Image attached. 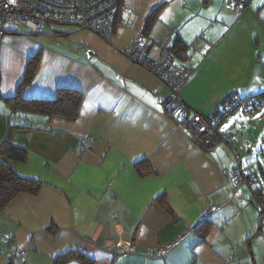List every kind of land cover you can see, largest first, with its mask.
Instances as JSON below:
<instances>
[{
    "label": "crops",
    "instance_id": "0c3cea01",
    "mask_svg": "<svg viewBox=\"0 0 264 264\" xmlns=\"http://www.w3.org/2000/svg\"><path fill=\"white\" fill-rule=\"evenodd\" d=\"M167 3L150 4L148 13L159 4L161 9L146 35L155 42L177 35L187 45L194 68L180 96L189 113L208 115L228 96L264 92V36L260 46L256 32L238 30L241 16L231 24L216 20L205 35L189 14H164ZM122 4L123 20L108 40L75 28L66 30L68 40L50 43L14 32L3 37L0 143L9 123L27 124L30 128L12 132L11 142L28 149L26 161L14 167L18 175L42 185L37 194H20L0 210V264H55L58 256L72 251L85 253L93 264H258V254L264 255V211L260 225L257 209L259 195L264 209L263 185H253L251 172L236 171L220 145V126L205 135L203 148L185 124L167 114L163 100L168 88L119 51L144 26ZM244 15L261 23L252 10ZM52 32V37L64 36ZM36 53L35 75L20 95L50 99L59 86L77 89L83 97L75 119L10 113L6 101ZM85 136L93 138L88 148L81 147ZM230 149L237 161V151ZM141 161L151 174L146 169L143 176L137 173L135 164ZM259 171L264 178V169ZM243 176L252 183L237 185ZM209 206L211 226L203 233L199 227ZM109 240L111 245L131 241L138 252L123 257L106 249ZM167 243L173 247L165 259L142 253ZM21 249L26 251L22 260L13 255ZM60 264L83 263L75 257Z\"/></svg>",
    "mask_w": 264,
    "mask_h": 264
},
{
    "label": "built area",
    "instance_id": "2783aa9c",
    "mask_svg": "<svg viewBox=\"0 0 264 264\" xmlns=\"http://www.w3.org/2000/svg\"><path fill=\"white\" fill-rule=\"evenodd\" d=\"M250 0H228L230 5L241 8ZM125 11L122 0H0V48L3 37L11 32L28 36L40 35L44 26L52 27L55 34L66 36L63 32L66 27L78 30H87L104 40H108L115 31V25L123 20ZM23 26V29H19ZM60 27H62L60 29ZM174 38L155 42L148 37L143 30L137 32L134 40L119 51L127 59L156 76L165 85L169 94L181 114L186 117L185 125L191 130L193 139L198 145H202L201 135H210L216 132L222 121L236 109L251 119L255 111L264 103V99L257 101L256 96L239 97L234 94L230 103H219L214 111L208 115L194 112L189 113L180 96L181 88L187 83L194 65L189 58L176 60L173 50ZM256 126V123L253 122ZM93 138L85 136L81 140V147L91 146ZM238 159V156H236ZM238 161V160H237ZM239 165V162H237ZM251 184L248 176L241 177L237 185ZM209 206L203 211V218H208L212 213ZM107 250L117 252L123 257L138 252L131 241L120 240L111 245L110 240L105 245ZM173 247V243H167L156 248L153 252H142L144 255L166 258L167 252ZM26 251L16 250L15 258L22 260ZM264 262V255L262 256Z\"/></svg>",
    "mask_w": 264,
    "mask_h": 264
},
{
    "label": "trees",
    "instance_id": "16d2710c",
    "mask_svg": "<svg viewBox=\"0 0 264 264\" xmlns=\"http://www.w3.org/2000/svg\"><path fill=\"white\" fill-rule=\"evenodd\" d=\"M247 4L241 8H235L242 11ZM126 7V5H125ZM161 9V4L156 5L153 7L147 16L144 19V26L143 32L145 34L148 30H150L151 26L153 25L154 20L158 17V12ZM238 11V10H237ZM118 25V23L115 25ZM66 28H73V27H66ZM63 29V32L67 33L66 29ZM68 35V34H66ZM174 45L173 50L175 52V56H179L181 58H187L186 51L187 45L182 42L180 37L175 35L174 37ZM39 62V54L36 53L33 56H30L26 61V66L24 70L23 77L20 83L17 85L15 95L11 98H8L6 104L9 106V110L11 114L17 115H33V114H40L43 115L47 120L53 115H60L68 120H73L77 117L79 112V107L81 104V100L83 97V93L78 91L77 89L70 88V87H62L59 86L56 88V93L53 98L50 99H39V98H23L20 95V89L24 85H28L32 82L33 77L35 75V71ZM231 97H227L223 99L220 103H230L232 99ZM258 102L261 99H264V92L258 94L255 98ZM264 103L261 105L263 106ZM163 106L167 112V114L172 117L174 120L178 121L180 124H185L186 117L184 114H181L179 108H177L176 103L170 99L169 97H165L163 100ZM260 106V107H261ZM259 107V109H260ZM8 131L4 140L0 143V210H2L13 198L16 196L27 193L35 195L39 192L42 182L36 178H27L22 177L17 174L15 171V164L23 163L27 159V152L28 149L26 147H21L13 144L11 142L12 132L16 128H30L27 124H8ZM40 130H46L45 128H37ZM202 137V147L206 148L205 145V135H201ZM240 159L238 157L239 162ZM145 161L137 162L135 164L137 173L140 176H143L146 173L151 174L153 170L149 168ZM241 162V161H240ZM239 162V164H240ZM144 163V166H143ZM142 168L144 170H142ZM252 183V179H250ZM257 191L254 193L257 194ZM259 195V194H257ZM260 205L258 217L259 223L261 225L260 216L263 215L264 209L261 208L262 197L259 195L257 197ZM211 226V221L206 218L203 219L202 223L200 224L199 229L203 231V233H207L209 227ZM260 231V227L256 229L254 234H258ZM78 258L81 260L83 264H93L92 259L85 255V253L80 251H72L68 252L64 255L58 256L55 260V264H60L61 262L67 261L70 258Z\"/></svg>",
    "mask_w": 264,
    "mask_h": 264
},
{
    "label": "rangeland",
    "instance_id": "374dc122",
    "mask_svg": "<svg viewBox=\"0 0 264 264\" xmlns=\"http://www.w3.org/2000/svg\"><path fill=\"white\" fill-rule=\"evenodd\" d=\"M126 3V7L132 10L133 19L144 23L145 16L148 13L150 4H156L160 0H123ZM168 3L163 8L164 14H175L176 10L182 13L189 14L188 20L193 18L198 21L204 28V34L208 35L213 27L217 24L216 20H222V22H233L236 16H241L240 26L238 30L246 31L247 34L250 32H256L254 35L255 39H260V46L263 42L264 36V0H250L247 6L240 11L235 9L228 0H167ZM152 4V5H153ZM238 10V11H237ZM246 10H252V13L258 17L260 24H256L252 21L251 17L248 15L242 16ZM162 12V13H163ZM162 13L159 15V19H162ZM131 15V14H128ZM217 16V17H216ZM217 18V19H216ZM157 23H161L160 20ZM175 20L179 18L174 17ZM231 24V23H229ZM168 25V24H167ZM165 25V26H167ZM23 29V26L19 27ZM62 27H60L61 29ZM70 29V28H66ZM42 34L35 35L40 41L46 43L55 42L57 39L68 40V37H52L50 36L52 32V27L44 26ZM171 36V35H167ZM65 37V38H63ZM256 43V40H255ZM250 44V42H249ZM257 45V44H256ZM260 48V47H259ZM262 56L261 63L264 64V54ZM264 69V66H263ZM241 109H235L233 114H231L219 127V133L222 135L223 139L220 140L221 144L226 147V153L233 159V166H237V170H242L243 172H251L252 175H256L254 180V186L258 184L264 187V178L262 173L259 171V167L264 169V105L260 107L259 110L255 111L252 118L249 119L240 113ZM256 123V126L253 124ZM219 135V134H218ZM220 136V135H219ZM214 137H218L214 135ZM231 145L235 148L239 155L240 164L236 162L234 158V153L230 149ZM230 169V167H229ZM255 198V197H254ZM256 200V198H255ZM264 202V198H263ZM257 209H259L257 201ZM264 228V225H263ZM26 254V253H25ZM263 253L258 254L261 258V262L258 264H264L262 259ZM25 257V255H24ZM23 257V258H24Z\"/></svg>",
    "mask_w": 264,
    "mask_h": 264
},
{
    "label": "clouds",
    "instance_id": "9594fccd",
    "mask_svg": "<svg viewBox=\"0 0 264 264\" xmlns=\"http://www.w3.org/2000/svg\"><path fill=\"white\" fill-rule=\"evenodd\" d=\"M14 33H16V32H14ZM233 95H234V94H233ZM254 96H255V95H254ZM231 97H232V96H231ZM233 111H234V110H233ZM233 111H232V112H233ZM222 122H223V121H222ZM254 123H255V122H254ZM221 124H222V123H221ZM221 124H220V125H221ZM220 125H219V126H220ZM219 126H218V127H219ZM210 135H211V134H210ZM258 203H259V202H258Z\"/></svg>",
    "mask_w": 264,
    "mask_h": 264
}]
</instances>
